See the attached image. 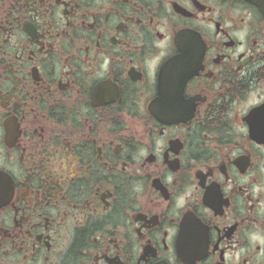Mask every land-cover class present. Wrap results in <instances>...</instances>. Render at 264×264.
Listing matches in <instances>:
<instances>
[{"label":"flooded vegetation","instance_id":"obj_1","mask_svg":"<svg viewBox=\"0 0 264 264\" xmlns=\"http://www.w3.org/2000/svg\"><path fill=\"white\" fill-rule=\"evenodd\" d=\"M0 264H264L261 9L0 0Z\"/></svg>","mask_w":264,"mask_h":264},{"label":"water","instance_id":"obj_2","mask_svg":"<svg viewBox=\"0 0 264 264\" xmlns=\"http://www.w3.org/2000/svg\"><path fill=\"white\" fill-rule=\"evenodd\" d=\"M249 1L257 5L261 9V11L264 13V0H249Z\"/></svg>","mask_w":264,"mask_h":264}]
</instances>
